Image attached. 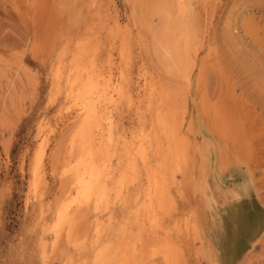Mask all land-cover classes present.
Masks as SVG:
<instances>
[{
	"label": "rangeland",
	"instance_id": "obj_1",
	"mask_svg": "<svg viewBox=\"0 0 264 264\" xmlns=\"http://www.w3.org/2000/svg\"><path fill=\"white\" fill-rule=\"evenodd\" d=\"M259 206L264 0H0V264H264Z\"/></svg>",
	"mask_w": 264,
	"mask_h": 264
},
{
	"label": "bare ground",
	"instance_id": "obj_2",
	"mask_svg": "<svg viewBox=\"0 0 264 264\" xmlns=\"http://www.w3.org/2000/svg\"><path fill=\"white\" fill-rule=\"evenodd\" d=\"M139 5V4H138ZM137 15H138V11L136 8H132V17L134 19H137ZM161 30V29H159ZM159 33V32H158ZM162 33V32H161ZM160 34V33H159ZM164 34V32H163ZM158 36V35H157ZM156 36V37H157ZM163 37V35H162ZM162 39V38H161ZM160 40V39H158ZM155 42V41H154ZM161 42V41H159ZM158 42V43H159ZM155 45V44H154ZM157 45V44H156ZM162 45V44H161ZM159 46V44H158ZM157 48V47H156ZM159 50V48H158ZM157 52V51H156ZM90 106V105H89ZM94 106V105H93ZM87 107V106H86ZM89 110V109H88ZM96 108H95V112H96ZM94 113V112H93ZM98 113V112H96ZM89 115L84 119L83 125L82 127H80L79 130V134L81 136V138H89V136L91 135V131H92V127L94 126L93 124L94 119H93V115L88 113ZM99 116V115H98ZM96 117V115H95ZM101 117V116H100ZM99 117V118H100ZM98 119V117H96ZM96 120V119H95ZM101 121V120H100ZM99 122V121H98ZM98 125V124H97ZM100 126V124H99ZM99 129V128H98ZM97 132V131H96ZM78 133V132H77ZM104 133V132H103ZM98 136V135H97ZM99 140V139H98ZM100 141V140H99ZM88 143V140H87ZM98 143V142H97ZM161 144V143H160ZM99 145V144H98ZM82 146V145H81ZM95 144L91 143L86 149L84 148V155H85V151L89 152L90 154L93 153L95 151ZM105 155V154H104ZM83 164L82 160L80 161V165ZM84 165V164H83ZM97 165V164H96ZM95 165V166H96ZM79 166V165H78ZM96 168V167H95ZM84 173V172H83ZM87 174V175H86ZM86 174H85V178L84 180H81V183L86 184L88 183V179H91L92 177H94V166L92 164V162L87 163L86 165ZM155 177V176H154ZM158 180V179H157ZM161 183V182H160ZM157 184H159V182H157ZM159 187V186H158ZM159 191L162 195V199L163 201L166 203V201L168 200L167 198V194L166 191L160 187ZM168 191V190H167ZM191 223V219L188 217L187 221H186V226L189 227V224ZM163 256H164V260L166 261L167 264H179L184 262L185 257H184V252H183V248L181 247V245L175 244V243H169L165 246V251L163 252ZM128 262V261H127ZM128 264V263H127Z\"/></svg>",
	"mask_w": 264,
	"mask_h": 264
},
{
	"label": "trees",
	"instance_id": "obj_3",
	"mask_svg": "<svg viewBox=\"0 0 264 264\" xmlns=\"http://www.w3.org/2000/svg\"><path fill=\"white\" fill-rule=\"evenodd\" d=\"M263 219L262 221V227L264 226V208L259 206L257 209H254V210H251V213H250V221H249V224L250 225H256L258 222L261 223V220Z\"/></svg>",
	"mask_w": 264,
	"mask_h": 264
}]
</instances>
